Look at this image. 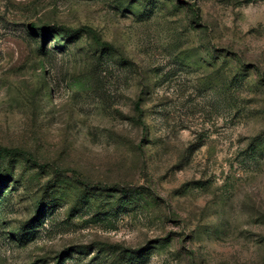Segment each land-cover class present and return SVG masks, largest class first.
I'll return each instance as SVG.
<instances>
[{
  "label": "rangeland",
  "instance_id": "obj_1",
  "mask_svg": "<svg viewBox=\"0 0 264 264\" xmlns=\"http://www.w3.org/2000/svg\"><path fill=\"white\" fill-rule=\"evenodd\" d=\"M0 264H264V0H0Z\"/></svg>",
  "mask_w": 264,
  "mask_h": 264
},
{
  "label": "trees",
  "instance_id": "obj_2",
  "mask_svg": "<svg viewBox=\"0 0 264 264\" xmlns=\"http://www.w3.org/2000/svg\"><path fill=\"white\" fill-rule=\"evenodd\" d=\"M32 28H33V27H32ZM33 29H35V28H33ZM37 30L40 32V34H46V33H47V31H46L45 29H43V28H41V29H37ZM84 30H87L89 33H91L92 38H93V40L96 42V44H98V45H100V46H108L107 43L101 42V41L96 37V35H95L94 32L92 31V29H90V28H88V27H84Z\"/></svg>",
  "mask_w": 264,
  "mask_h": 264
}]
</instances>
